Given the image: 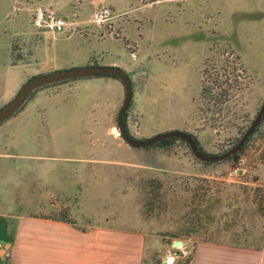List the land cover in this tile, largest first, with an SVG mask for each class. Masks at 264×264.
<instances>
[{
	"label": "rangeland",
	"instance_id": "rangeland-1",
	"mask_svg": "<svg viewBox=\"0 0 264 264\" xmlns=\"http://www.w3.org/2000/svg\"><path fill=\"white\" fill-rule=\"evenodd\" d=\"M158 1L0 0V108L37 75L115 60L133 81L126 122L136 138L178 129L210 154L232 148L264 103V0H192L194 13ZM103 7L110 18L93 21ZM40 12L76 29L55 32ZM141 22L143 39L130 37ZM80 79L37 90L0 124L7 264L6 227L20 216L142 231L145 264H184L203 240L264 247V123L235 160L205 164L179 141L136 148L117 129L121 81L108 78L121 86L112 109L105 76Z\"/></svg>",
	"mask_w": 264,
	"mask_h": 264
},
{
	"label": "crops",
	"instance_id": "crops-1",
	"mask_svg": "<svg viewBox=\"0 0 264 264\" xmlns=\"http://www.w3.org/2000/svg\"><path fill=\"white\" fill-rule=\"evenodd\" d=\"M162 2H176L180 6L179 12H184L185 9H188L189 13L196 11L191 7L192 0H159L157 3ZM57 14L62 16L60 11ZM141 24L136 29L131 25L128 27L130 37L143 39L144 27L142 22ZM108 65L126 67L122 62L115 60L110 61ZM94 78L98 77L87 79ZM106 78L105 82L114 89L113 97L108 101L113 109L117 104V92L119 93L121 86L110 81L108 78L111 77ZM73 86L75 84L62 85V93ZM100 94L101 92H97L93 97V109L97 108V105L93 104L100 101ZM3 171L5 167L0 164V177H3ZM6 231L13 235L6 253L9 256V264H142L145 260L146 234L129 228L108 226L82 228L73 221L61 218L20 216L16 223H8ZM1 241L2 238L0 245ZM1 261L7 264L5 256L0 255ZM163 262L165 263V260ZM188 264H264V249L251 245L203 240L195 244Z\"/></svg>",
	"mask_w": 264,
	"mask_h": 264
},
{
	"label": "water",
	"instance_id": "water-1",
	"mask_svg": "<svg viewBox=\"0 0 264 264\" xmlns=\"http://www.w3.org/2000/svg\"><path fill=\"white\" fill-rule=\"evenodd\" d=\"M99 74H111L118 77L121 83L124 86L125 95L123 103L117 113V129L119 132V136L130 146L136 148H143L151 146L157 143L160 140L175 137L181 138L184 140L190 147L193 155L200 161L203 162H216L223 161L231 157L232 155L241 151L244 145L247 143L249 138L254 134L255 129L260 125L262 118L264 116V103L260 107L257 112L254 120L250 124V126L243 133L242 137L239 141L230 149L219 153V154H210L205 153L200 150L198 143L194 139V137L184 130H167L156 135H153L148 138H135L133 137L125 124V113L127 112L134 95L133 90V81L126 69L121 66L116 65H88V66H80V67H71L65 69L55 70L49 73L40 74L33 78H31L28 82H26L15 98H13L9 103L0 108V124L8 120L10 117L19 112L29 96L35 90L54 83L74 80L80 78H88L95 77ZM182 240H177L174 242V245H181ZM167 264L168 261H165Z\"/></svg>",
	"mask_w": 264,
	"mask_h": 264
},
{
	"label": "trees",
	"instance_id": "trees-1",
	"mask_svg": "<svg viewBox=\"0 0 264 264\" xmlns=\"http://www.w3.org/2000/svg\"><path fill=\"white\" fill-rule=\"evenodd\" d=\"M95 65H98V63H95ZM100 76H105V77H111V78H115V79H117V80H119L118 79V77L117 76H115V75H111V74H99V75H97L96 77H100ZM67 81H70V80H67ZM67 81H62V82H58V83H54V84H59V83H63V82H67ZM54 84H51V85H54ZM46 86H50V85H46ZM46 86H43V87H46ZM43 87H41V88H43ZM41 88H39V89H41ZM39 89H37V90H39ZM37 90H35L34 92H32L31 93V95L29 96V98H28V100L35 94V92L37 91ZM126 118H127V112L125 113V124H126V127H127V122H126ZM263 123H264V116H263V118H262V121H261V123H260V125L255 129V132H254V134L249 138V140L247 141V143L244 145V147L241 149V151L248 145V142L252 139V137L257 133V131L260 129V127L263 125ZM2 124V123H1ZM128 129V128H127ZM129 131V130H128ZM130 133V132H129ZM188 133H190V132H188ZM131 134V133H130ZM193 137H194V139L196 140V142L198 143V145H199V148H200V150L201 151H203V152H205V153H208V152H206L202 147H201V145L199 144V141L197 140V138L192 134V133H190ZM133 137H135L136 138V136H134L133 134H131ZM181 142L182 144H184L186 147H188L189 149H190V147H189V145L184 141V140H182L181 138H175V137H169V138H166V139H163V140H160V141H158L157 143H155V144H153V145H151V146H148V147H143V148H153V147H158V148H162V149H166V150H168V149H170L171 148V146L175 143V142ZM241 151L240 152H238V153H236V154H234V155H232L231 157H229L228 159H226V160H235V159H237L238 157H239V154L241 153ZM195 157V156H194ZM196 158V157H195ZM197 159V158H196ZM198 160V159H197ZM198 161H200V160H198ZM200 162H203V161H200ZM203 163H205V164H210V163H215V162H203ZM262 197H261V200L260 201H258V203L256 202V205H258V206H260L261 207V205H263L264 204V196L263 195H261ZM257 199V198H256ZM255 199V200H256ZM151 202H147L145 205L148 207L149 205L151 206ZM64 218H61L62 220H66V221H69V222H71V220H70V218L67 216V215H65V216H63ZM198 230L196 229L195 230V232H197ZM181 232V231H180ZM179 232V233H180ZM190 233L191 232H193L192 230H190L189 231ZM175 236H178V234L177 235H175ZM236 244H241V243H236ZM241 245H246V244H241ZM247 246H249V245H247ZM258 247V246H257ZM258 248H262V249H264V247H258ZM191 261V257L184 263V264H188L189 262ZM142 264H145V260L143 261V263Z\"/></svg>",
	"mask_w": 264,
	"mask_h": 264
},
{
	"label": "built area",
	"instance_id": "built-area-1",
	"mask_svg": "<svg viewBox=\"0 0 264 264\" xmlns=\"http://www.w3.org/2000/svg\"><path fill=\"white\" fill-rule=\"evenodd\" d=\"M111 12L107 7L97 9L93 14V21L101 23L110 18ZM39 22H44L45 25L55 32H65L66 30L74 31L76 26L73 23L67 22L64 18L54 15L52 12L45 14L40 12L38 14Z\"/></svg>",
	"mask_w": 264,
	"mask_h": 264
},
{
	"label": "bare ground",
	"instance_id": "bare-ground-1",
	"mask_svg": "<svg viewBox=\"0 0 264 264\" xmlns=\"http://www.w3.org/2000/svg\"><path fill=\"white\" fill-rule=\"evenodd\" d=\"M171 257V256H170ZM169 258V257H168ZM173 260V259H172ZM169 262H172L171 259L169 260ZM170 264V263H169Z\"/></svg>",
	"mask_w": 264,
	"mask_h": 264
}]
</instances>
